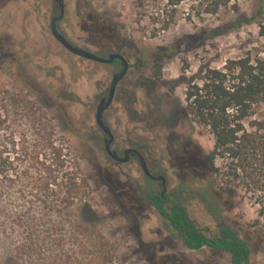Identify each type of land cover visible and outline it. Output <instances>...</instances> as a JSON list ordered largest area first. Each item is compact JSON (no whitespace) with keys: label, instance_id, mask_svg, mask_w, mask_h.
I'll use <instances>...</instances> for the list:
<instances>
[{"label":"rangeland","instance_id":"1","mask_svg":"<svg viewBox=\"0 0 264 264\" xmlns=\"http://www.w3.org/2000/svg\"><path fill=\"white\" fill-rule=\"evenodd\" d=\"M231 1L247 17L258 10L257 0ZM188 5L189 0H185L178 7L175 25L157 32L147 14L135 9L133 0H64V17L57 30L75 47L91 53L107 49L122 54L128 62V71L102 116L114 138L111 149L119 156L127 148L137 149L150 173L165 177L167 197L180 199L206 236H216L221 224L229 226L249 246L250 264H264V227L252 226L258 207L241 191L217 192L209 187L206 156L213 137L179 114L169 119L170 105L166 102L170 98L175 105L183 100L184 86L173 81L181 76L184 64L188 67L185 77L189 78L201 67L221 69L226 60L252 54L264 45L258 28L264 25V15L202 49L182 48L180 54L165 59L161 74L166 83L155 88L149 81L154 60L145 57L198 28L218 24L213 17L185 21L181 15ZM56 15L53 0H0V84L11 92L21 88L9 74L16 71L56 105L46 108L40 97L22 87L23 99L35 103L37 115L44 116V123H51L54 137L76 158L88 179L89 204L99 217L96 230H89V236L99 235L95 243L89 242L84 250L72 241L65 243L59 264H101L95 256L99 251L107 253L106 264H230L224 252L187 250L142 196L146 190L161 192L159 183L144 176L136 159L117 164L107 157L105 137L94 117L116 69L67 52L49 31ZM257 115L264 117V106ZM28 121L23 112L18 124L23 137H37ZM186 190L190 193L180 195ZM20 242L17 231L0 229V264H48L46 252L19 254Z\"/></svg>","mask_w":264,"mask_h":264},{"label":"trees","instance_id":"2","mask_svg":"<svg viewBox=\"0 0 264 264\" xmlns=\"http://www.w3.org/2000/svg\"><path fill=\"white\" fill-rule=\"evenodd\" d=\"M183 3L185 0H133L135 9L147 14L157 32L176 24L178 7ZM257 6L256 13L247 17L235 1L189 0L181 15L185 21L213 17L218 24L198 28L170 46L149 53L145 60H154L150 85L158 88L166 83L161 74L165 59L180 54L182 48L202 49L210 41L255 22L264 15V0H257ZM258 28L264 39V25ZM187 69L184 64L181 76L173 81L176 86H184L183 100L175 105L170 98L166 100L170 105L169 119L179 114L209 131L213 137L212 149L206 156L209 187L217 192L241 191L258 207L252 226L264 227V117L257 115L264 106V45L252 54L226 60L221 69L201 67L186 78ZM9 74L31 95L40 97L46 108L56 106L38 94L20 73ZM22 87L11 92L0 84V229L19 233V254L46 252L48 264H59L65 243L72 241L81 250L89 242L95 243L99 235L91 237L89 230H96L99 217L89 204L88 179L76 158L54 137L51 123H44V116L37 115L35 103L23 99ZM23 112L29 119L27 126L37 137H23L18 125ZM142 196L187 250L208 248L228 254L230 264H250V248L233 228L221 224L217 235L208 237L190 219L180 199L171 200L166 193L151 190ZM26 197L29 198L23 206ZM95 256L101 264L108 262L105 252Z\"/></svg>","mask_w":264,"mask_h":264},{"label":"water","instance_id":"3","mask_svg":"<svg viewBox=\"0 0 264 264\" xmlns=\"http://www.w3.org/2000/svg\"><path fill=\"white\" fill-rule=\"evenodd\" d=\"M55 2L58 5V15L50 21L49 30H50V34L52 35V37L55 39L57 43H59L67 52L79 58L90 60V61H93L99 64H109L113 62L114 60H117L120 63L121 69L119 73L115 74L112 77L110 85H109L107 97H104L100 100L96 108V112H95V123L97 127L102 131V133L106 136L103 142L105 153L110 159L120 164H126L129 160L130 155L132 157H136L142 173L147 178L153 181H156V182L161 181L162 187H163L162 192L164 193L165 192V178L162 176L154 177L153 175H151L143 156L137 150L127 149L123 152L122 157L117 155L115 151L111 150V144L113 143L114 138H113V135L111 134V131L104 124L103 119H102L103 113L108 109V107L111 105L113 101L114 93H115L117 85L125 77L127 73L128 62L120 54H111L109 55L107 59H103L88 51H85L83 49H80L70 44L66 40V38L58 32L57 27H56L57 23L60 22L64 16L63 0H55Z\"/></svg>","mask_w":264,"mask_h":264},{"label":"flooded vegetation","instance_id":"4","mask_svg":"<svg viewBox=\"0 0 264 264\" xmlns=\"http://www.w3.org/2000/svg\"><path fill=\"white\" fill-rule=\"evenodd\" d=\"M54 1V3L56 4V7H57V15H58V5H57V3L55 2V0H53ZM63 6H64V0H63ZM56 15V16H57ZM55 16V17H56ZM55 17H52V19L53 18H55ZM64 17V16H63ZM51 19V20H52ZM62 21V20H61ZM60 21V22H61ZM59 23V22H58ZM57 23V24H58ZM50 25V24H49ZM56 27H57V25H56ZM50 31V30H49ZM59 32V31H58ZM61 34V33H60ZM62 35V34H61ZM52 36V35H51ZM85 51H87V50H85ZM89 52V51H88ZM91 53V52H90ZM92 54H94V55H96V56H98V57H100V58H103V59H107L108 57H109V55H111V54H119V53H115V52H113V53H111V52H109L107 49H103V50H100L99 52H96V53H92ZM100 55V56H99ZM120 55H122V54H120ZM123 56V55H122ZM124 57V56H123ZM125 58V57H124ZM90 61V60H89ZM127 61V60H126ZM93 62V61H92ZM96 63V62H95ZM99 64V63H98ZM101 65H107V66H111V67H114V69H116V72L112 75V77L115 75V74H117V73H119V71H120V63L117 61V60H114L113 62H111V63H109V64H101ZM128 71V70H127ZM123 80V79H122ZM121 80V81H122ZM120 81V82H121ZM119 82V83H120ZM108 89H109V87H108ZM116 91V90H115ZM107 94H108V91H107ZM115 94V93H114ZM107 97V96H106ZM102 98H104V97H102ZM101 98V99H102ZM100 99V100H101ZM100 102V101H99ZM103 116V115H102ZM95 118V117H94ZM96 124V123H95ZM105 124V123H104ZM99 129V128H98ZM100 130V129H99ZM110 130V129H109ZM101 131V130H100ZM102 132V131H101ZM112 134V133H111ZM104 135V134H103ZM104 137L106 138V136L104 135ZM104 138V139H105ZM114 141V140H113ZM103 142H104V140H103ZM112 145V144H111ZM127 149H134V148H127ZM127 149H125V150H127ZM112 150V149H111ZM124 150V151H125ZM135 150H137V149H135ZM114 151V150H113ZM123 151V152H124ZM138 151V150H137ZM116 152V151H115ZM123 152H122V156H123ZM139 152V151H138ZM117 153V152H116ZM140 153V152H139ZM141 154V153H140ZM107 155V154H106ZM117 155H118V153H117ZM142 155V154H141ZM121 156V157H122ZM108 157V156H107ZM109 158V157H108ZM110 159V158H109ZM131 159H136V157H132L131 155H130V157H129V160H128V162L127 163H129V161L131 160ZM111 161H113L112 159H110ZM136 161H137V159H136ZM113 162H115V161H113ZM138 162V161H137ZM115 163H117V162H115ZM126 163V164H127ZM117 164H120V163H117ZM139 164V163H138ZM147 167H148V165H147ZM150 172V171H149ZM151 174V173H150ZM152 175V174H151ZM145 176V175H144ZM154 176V175H153ZM160 176H162V175H157V176H154V177H160ZM146 177V176H145ZM162 177H164V176H162ZM165 178V177H164ZM149 179V178H148ZM151 180V179H150ZM157 183H159V185H160V187H161V191H163V187H162V183H161V181H159V182H157ZM164 193H166V179H165V192ZM184 193L185 194H189L190 192L189 191H181V193H180V195H184ZM185 206V205H184ZM220 226V225H219Z\"/></svg>","mask_w":264,"mask_h":264}]
</instances>
